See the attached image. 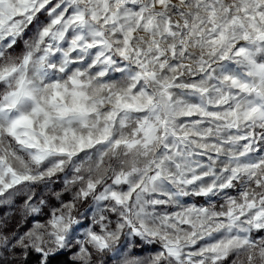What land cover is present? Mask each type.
<instances>
[{
  "label": "snow or ice",
  "instance_id": "obj_1",
  "mask_svg": "<svg viewBox=\"0 0 264 264\" xmlns=\"http://www.w3.org/2000/svg\"><path fill=\"white\" fill-rule=\"evenodd\" d=\"M0 208V264H264V0H0Z\"/></svg>",
  "mask_w": 264,
  "mask_h": 264
},
{
  "label": "rangeland",
  "instance_id": "obj_2",
  "mask_svg": "<svg viewBox=\"0 0 264 264\" xmlns=\"http://www.w3.org/2000/svg\"><path fill=\"white\" fill-rule=\"evenodd\" d=\"M41 21H43L44 19H45V17L44 16H41ZM35 29H34V27H33V29L31 30V31H29V33H28V35L29 36H31V34H32V31H34ZM20 47H22V45L21 46H18V48H17V51H19L20 50ZM71 177H69V179H70ZM63 188H64V182H63V176H61V179H59V180H57L56 182H54L53 184H51L48 188H38L37 189V197H36V199L38 200V199H40V198H46L47 200H48V203L51 205V206H53V207H59V201L56 199V193H58V192H62V190H63ZM233 195H237V193L236 192H233L232 193ZM71 198V195L70 194H65L64 196H63V199L65 200V201H67L68 199H70ZM26 199V196L25 195H23V194H21V195H18L16 198H15V203H16V205H17V208L16 209H14L11 213H10V215H11V220H10V229L9 230H15V228H16V225L17 224H15L17 221L20 223L21 222V215H20V212H19V206L20 205H22L23 204V202H24V200ZM189 203H193V202H195V203H197V204H203V198H199V199H195V200H189L188 201ZM89 203H90V201H89ZM89 206V204L88 203H86V204H83L82 206H81V208H80V210L81 211H84L87 207ZM5 211H8L7 209H5V208H0V215H2ZM45 212V215H43V216H45V217H43V216H36V217H28L27 218V221L25 222V223H23V225H22V227L20 228V231L21 232H24V231H27L29 228H31L32 227V224H33V220L34 219H36V220H40V221H45L47 218H48V216H47V213L48 212H46V211H44ZM91 216V213H89V217ZM13 223H14V225H13ZM70 256H71V254H70ZM228 264H231V259H229V261H228Z\"/></svg>",
  "mask_w": 264,
  "mask_h": 264
},
{
  "label": "trees",
  "instance_id": "obj_3",
  "mask_svg": "<svg viewBox=\"0 0 264 264\" xmlns=\"http://www.w3.org/2000/svg\"><path fill=\"white\" fill-rule=\"evenodd\" d=\"M44 211L49 212V209L48 208H45ZM43 217H45V216H43ZM18 223L19 222L17 221L15 224H18ZM13 225H14V223H13ZM70 257H71L70 254H68V255H65L63 257H60V260L65 261V262H68V264H70ZM35 259H36L35 257H31L29 259V264H34ZM97 264H100V261L99 260L97 261Z\"/></svg>",
  "mask_w": 264,
  "mask_h": 264
}]
</instances>
